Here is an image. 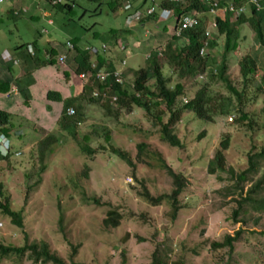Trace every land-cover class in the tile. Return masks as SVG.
I'll return each instance as SVG.
<instances>
[{
	"label": "rangeland",
	"instance_id": "1",
	"mask_svg": "<svg viewBox=\"0 0 264 264\" xmlns=\"http://www.w3.org/2000/svg\"><path fill=\"white\" fill-rule=\"evenodd\" d=\"M74 1L72 12L54 11L51 17L54 25L42 13L38 19H30L28 10L14 20L9 12V3L14 0L0 2V72L7 74L8 66L12 65L14 76H20V65L8 62L7 55L6 62L3 55L5 49L13 52L18 44L36 41L41 44L42 52L48 49L51 53L54 49L53 55L57 58L56 55L70 40L82 47L93 45L100 48L103 37L118 30L124 35L118 39L128 38V41L124 40L127 49L122 51L107 43L105 49L111 50L106 54L112 51L116 63L121 64L124 60L127 67L138 70L149 66L145 57L157 53L161 57L160 62H163L162 72L167 87L175 90L179 83L183 86L175 109L181 110L185 101L191 100L205 82H210L212 95H230L219 79L209 81L207 72L188 78L182 70L165 61L162 48L153 46L157 40L156 37L151 38L155 30L169 23L166 30L171 32L172 21L165 22L159 15L147 30L141 24L126 27L122 10L124 0L114 9L107 3L108 0H104L102 5L93 0ZM142 1H134V6L140 7ZM46 4L50 9V4ZM251 15L252 10L249 9L247 17ZM130 32L138 40L135 36H128ZM239 33V48L228 55L227 61V74L237 87L242 86L239 58L258 48L254 45V30L249 23L241 24ZM212 39L216 40V47L211 52L220 62L224 37L213 30ZM92 49L96 51V48ZM67 65L65 62L55 66L61 70L58 67V70L53 67L36 70L37 77L32 76L30 85L38 82L41 86L44 84V88L52 86L65 92L67 89H77L78 92V86H83L85 81L78 76L74 77V81L65 79L63 68ZM3 77L0 76V79ZM148 84L154 90L155 79L151 78ZM34 96L37 99H33L35 108L27 109L30 111L27 115L22 113L21 106L11 120L12 128H15L12 129L15 145L21 146L19 149L23 154L9 160L0 159L3 193L0 202L4 203L5 196H8L11 209L20 212L24 222L22 227L16 225L0 208V242L4 245L19 247L46 243L50 253L61 258L65 264H153L154 254L161 264H264V213L247 206V213H240L235 218L233 214L238 208L235 201L238 195L226 194L227 185L234 186L236 182L229 179L236 178L235 174L248 168V154L258 152L264 145L262 127L255 126L251 130L236 126L234 109L227 115H218L215 110H219L221 99L217 98L212 102L213 116L209 123L198 119L190 111L182 110V117L174 126L182 144L175 147L162 138L161 126L144 108L137 105L132 109L121 107V116L117 119L103 103H89L88 99L80 97L84 116L75 125L79 135L74 137L58 124L61 105L58 104L61 108L57 114L55 110L45 116L46 110L38 100L37 90ZM17 97L21 99L20 94L13 93L3 102L14 98L10 101L13 102ZM251 97L253 95L249 93L246 99ZM23 103L30 105V99ZM161 103L160 109L165 111L163 121L166 122L170 112L165 109V102ZM245 107L251 115L261 116V106L257 102H246ZM152 109V113L159 110ZM108 130L110 141L104 134ZM203 132L204 137L199 139V134ZM226 133L231 134L230 148L225 153L226 163L236 173L232 176L228 172L209 173V163ZM48 135L56 136V140L50 144L53 153H48L42 162L39 160V149ZM85 135H89V144L95 149L92 155L80 149ZM141 142L147 144L148 155L144 152L139 159L137 145ZM112 147L128 153L133 165L115 154ZM168 167L173 172L185 174L186 180L182 193L177 196L181 209L176 217L170 198L176 185L166 169ZM86 168L89 169L87 177L84 175ZM260 175L258 173L257 178L245 185L243 194L246 195ZM147 191L151 197L162 200L156 203L149 201L144 195ZM110 211L120 214L117 227L106 226L104 222ZM239 230L233 251L229 247L217 248L213 245L224 242L228 235L235 236ZM0 264L42 263L33 259L32 250H27L21 255L0 254Z\"/></svg>",
	"mask_w": 264,
	"mask_h": 264
},
{
	"label": "trees",
	"instance_id": "2",
	"mask_svg": "<svg viewBox=\"0 0 264 264\" xmlns=\"http://www.w3.org/2000/svg\"><path fill=\"white\" fill-rule=\"evenodd\" d=\"M93 1L100 2V5H102L104 2V0ZM146 1L147 0H144V2ZM261 1L264 5V0ZM157 2L161 8L166 7L173 9L175 17H172L170 21L169 19L164 20L165 22H173L171 32L166 30L169 26V23H167V26L165 23L161 29L155 30V33L151 38L156 37L157 40L153 46L160 47V49L162 48L165 61L174 65L177 69L182 70L188 78L192 79L194 76H198L200 72H207L209 81L219 79L226 85L230 95L224 96L223 94L217 93L215 95L216 98H214L215 96L210 93V82H205L204 86L196 92L195 96L191 100H187L185 102L181 110L175 109L174 107L178 102V98L183 93V86L179 83L175 90H171L167 87L166 78L162 72L163 62H160L161 57L157 56V53H153L152 56L147 58L149 61V66L146 68L132 70L126 67V69H124L122 72V77L124 78V83L122 85L112 81V76H109L106 79V81H108L106 84L111 83V86L109 89H105V85L103 83L94 80V72L97 70L111 73L112 70L116 69L114 59H107L104 57L103 54L105 52L103 49L101 50V48H97L93 45L82 47L79 46L74 40H70L68 42L73 44L74 49L72 50L67 48L68 42L65 44L64 49L65 53L67 51L65 62L69 64L71 73L64 71L63 75L66 79H69L70 76L71 78H77L79 74L84 73L87 79L85 80V85L83 88H81V91L78 92L74 97L64 98L61 91L55 90L53 88L48 90L46 95L48 100L62 102L63 104L61 116L58 121V124H61L63 128H60L74 137L79 135L76 131L75 125L77 122L82 121L84 116V106L81 104V102H79V98L81 97L88 99L89 103H103L108 112L114 115L117 119L121 116V107L125 109H132L134 105H137L138 107L144 108L147 114H153L156 124L161 126L162 138L175 147H181L182 144L174 128V126L179 123V120L182 117V110L190 111L194 113L198 119L202 121H208L209 123V120H211L213 116L211 112L213 108L212 102L217 98L221 99L218 104L219 110H215V113L218 115H227L231 113L232 109H234L236 111L234 120L236 126L238 125L251 130H253L255 126H259L264 129V10H254L252 8V15L249 17H244V14L241 17L235 18V16L229 12L226 14L221 13L219 16H217L216 22L218 27H216V31L218 35H222L224 37V50L222 53V59L220 62H217L216 57L211 52L216 47L214 44V42L216 43V40L212 39L211 37H209L211 51L206 56L200 55V49L203 46V42L205 39H207L206 30L209 26L208 24L210 23L206 8L200 3V0H157ZM245 2L246 0H241L240 5H244ZM107 3H109L114 9L117 4L122 3V0H108ZM74 5V0H67L65 2H60L55 6H49L51 9H58L61 11L66 10L68 12L71 11L73 7H75ZM194 11L200 12L201 15H204L201 16L199 25L194 28L187 29L183 33V36H177L176 31L179 28L178 18L184 14H189ZM149 15H151V13H149ZM35 18L38 19L39 15L35 16ZM158 18L159 14L156 12L147 18H143L140 23H144L146 26L150 25L151 28L154 25L152 21ZM245 23H249V25L253 27V42L258 48L254 49L251 53L239 58L238 64L240 67L242 86L237 87L232 83L231 78L227 74V61L229 60L228 55L237 51L239 48V27L241 24ZM148 31L150 32V30ZM127 32L128 29L126 28V33ZM122 33H120L118 30L116 32H110L107 36L103 37L102 42L109 43L110 41L118 40L119 36L123 35ZM128 36H134L133 32H130V35L128 34ZM112 38L113 40H111ZM185 38H187L188 41H186ZM135 39H137V37H135ZM111 43L113 45L115 44V42ZM28 44L29 43H24L18 46V48L25 47V50L20 52V61L22 62L21 65L24 68V73L20 75L21 78H14V71H12L13 66L11 65L12 67L8 66L7 68V75L4 76L6 79L3 78L2 81H0L1 93H6L10 91L12 86H16L18 93L24 98L25 102L31 98L29 87L32 82L31 78L33 73L42 67L48 65L54 66L57 64V60L53 55L54 49L51 50V53L49 52V54L53 55L52 57L48 59L47 57L40 58V50L38 48L37 42L34 43V54L30 53L27 49ZM91 47L96 48V51L93 52ZM69 59H72V61L69 62ZM93 64H95V68H93ZM260 71L261 74L259 76ZM150 73H152V75ZM255 74H258L257 78L255 77ZM151 78L155 79L154 90L148 84V81ZM95 83H97V86H95ZM94 88L100 91L108 90L111 94H118V99L112 104L110 100L106 101L103 97L95 98L91 93V90ZM249 93H251L253 97L247 100L246 97ZM161 101L165 102V109L170 112V117L166 122L163 121V115L165 114V111L160 109L162 104ZM250 101H255L261 106V116L259 118L257 115H251L249 112H247L245 103H249ZM235 102H237V104H235ZM46 107L48 110L51 109L49 105ZM70 107L74 109V114L68 115L67 110ZM152 107L159 110L152 113ZM257 118L258 120H256ZM0 122L3 125L2 131L11 137L13 124L10 119V113L0 109ZM204 133L205 132L199 134L198 138L202 139L205 135ZM104 134L106 140L110 141V131L108 130ZM55 140L56 136L48 135L41 142V147L39 149L40 161L43 162L48 153H53V148H51L50 144ZM89 142V135H85L82 143L80 144V149L82 152L92 155L94 154L95 149L92 148ZM230 144L231 134L226 133L222 137L220 145L215 151L213 160L209 163V173H215L216 171L228 172L230 176L236 173L233 168H228L226 163L225 153L229 150ZM146 146L147 144L145 142H141L137 145V148L139 149V159L144 152L146 155H148ZM112 150L119 157L127 160L131 166L133 165V161L128 156V153L123 152L117 147H112ZM0 158L9 160V157ZM247 160L248 168L242 170L239 172V174H235L236 178L232 177L229 179L236 181L234 186L227 185L226 194L238 195V200H235L238 202V208L233 214L235 218L238 217L240 213L245 215L247 213V206H251L260 213H264V145L258 152L249 153ZM144 161L146 162V160ZM166 169L174 178L176 185V189L173 191L170 197L173 201V215L176 217L178 211L181 209V206L177 200V196H179L184 189L186 183L184 178L185 174L173 172L174 170L171 167ZM88 172L89 169L86 168L84 172L86 177L88 176ZM258 173H261L259 179L251 187V189L247 191L246 195L243 194L245 185L248 182H251V179L257 178ZM219 179L223 180V178L220 176ZM1 195H3V193L0 186V196ZM144 195L149 201L154 203L162 200L160 198L151 197L148 191ZM0 208H2L4 214L12 218L13 223L20 227L24 225L22 214L11 209L8 196H5L4 203L0 202ZM119 215L120 214H118L116 211H110L109 216L104 221L106 226L117 227L120 224ZM235 221L245 222V220ZM239 235L240 230L235 234V236L228 235L224 242H215L213 245L217 248L229 247L230 251H233V243L237 241ZM27 250H32L33 259L35 261L41 262L42 264H47L49 262L55 264H65L61 258L50 253L46 243H42V245L33 243L31 245L26 244L25 246L17 247L6 246L0 242V254L2 255H9L10 253L21 255ZM154 257L155 260L153 264H161L157 259L156 254H154Z\"/></svg>",
	"mask_w": 264,
	"mask_h": 264
},
{
	"label": "crops",
	"instance_id": "3",
	"mask_svg": "<svg viewBox=\"0 0 264 264\" xmlns=\"http://www.w3.org/2000/svg\"><path fill=\"white\" fill-rule=\"evenodd\" d=\"M46 2V1H45ZM44 2V0H33L32 2L31 1H27V0H14V2L12 3V2H10L9 4H10V9H9V12H10V17L12 18V19H14V20H17V18L19 17V16H22V15H25L24 13V9H26V10H28V12H30L28 15V17L30 18V19H36L35 18V16H37V15H40L41 13L44 15V16H46V17H49L50 19H51V17H52V15H53V13H54V11H55V9H49V7L47 6V4ZM18 12V14L16 15L15 14V12ZM52 20V19H51ZM53 21V20H52ZM54 21H53V24L52 25H54ZM152 24V23H151ZM142 26H143V29H149L150 28V25H145L144 23H142L141 24ZM137 25H135V26H133V27H136ZM46 32H47V30H46ZM134 36L135 37H137L135 34H134ZM111 40H113V38L111 39ZM124 40H127L126 38H124V37H122L120 40H115V41H110L109 42V44H111V46H113V47H119L120 48V50H121V48L122 47H124V49H125V51H126V47L124 46V44L126 43ZM135 40H138V38L137 39H135ZM128 41V40H127ZM111 42H115V44L113 45ZM125 42V43H124ZM27 43H29V44H33L34 45V43H36V41H32V42H27ZM24 44V43H23ZM121 44H123L122 46H121ZM20 45H22V44H18L17 46H15L14 48H13V52H11V50L9 49V51L7 50V49H5L4 50V53H3V55H4V59H5V55H7L8 56V62H11V61H13L12 63H14V64H16L17 62V64H19L20 65V70L22 71L21 72V74L20 75H22L24 72V68L22 67V62L20 61V52H22L23 50H25V47L24 48H18V46H20ZM37 45H38V48H39V50H40V55L42 56V57H47L48 55H49V51H48V49H45V46H43V48L45 49V51L44 52H42L41 51V44H39L38 42H37ZM35 49V48H34ZM62 53H65V49L61 52H59L58 54H57V58H55L56 60L58 59V57H59V55H61ZM113 53H112V51L110 52V54H106V53H104L103 55H104V57H106L107 59H109V58H113L114 59V63L116 64V68H120V66H119V64L118 63H116V61H115V57H114V55H112ZM46 55V56H45ZM16 63H15V62ZM72 61V59H69V62H71ZM7 62V61H6ZM56 65H54V66H52V65H48V66H45V67H42L41 69H43V70H46V69H52V67H53V69L54 70H58V68L60 69V67L59 66H57V67H55ZM12 67V66H11ZM128 68H130V67H128ZM41 69H38V71H41ZM130 69H132V70H134L133 68H130ZM61 70V69H60ZM12 71H13V67H12ZM64 71H68L69 73H71V70H70V66H69V64L67 65V66H65L64 68H63V72ZM45 72V71H44ZM7 74L5 73V72H0V76L2 77V76H6ZM38 75H41V74H38ZM46 75V74H45ZM33 76H35V77H37V75H36V72H34L33 73ZM46 76H48V75H46ZM49 77V76H48ZM63 77H64V75H63ZM4 78V77H3ZM14 78L15 79H18V78H21L20 76L18 77V75L17 74H15V76H14ZM38 78L39 79H41V77H39L38 76ZM65 78V77H64ZM44 79H46L45 77H44ZM66 79V78H65ZM72 80V81H74V78H71V76L69 77V79H68V81L69 80ZM0 80H2V79H0ZM47 80V79H46ZM78 81V80H77ZM77 81H75L76 83H77ZM44 86V84L41 86L38 82L37 83H35V85L33 86V85H30V87H29V89H30V93H31V98H30V105H25L24 103H23V100H24V98L20 95V98L21 99H18V97H17V99L16 100H14L13 102H10L11 100H13V99H11V98H9V100H7V102H3V100L4 99H6V97H5V95H6V93H1L0 92V109H3V110H5V111H7V112H9L10 113V119L12 120V115L14 114V112L15 111H19L20 110V107L22 106V113H25V114H29V112L30 111H27V109H31L32 107H34L35 108V106L33 105V99H35V100H37L36 99V96H34V91H38V94H39V96H38V100L41 102V104L45 107V110H46V114H45V116L49 113V114H51V113H53V112H55V110H56V114L59 112V109L63 106V104H62V102H57V101H50V100H48L47 99V97H46V95H47V92H48V90H50L51 88H52V86L51 87H49V88H44L43 87ZM54 89V88H53ZM55 90H59V91H61L62 92V94H63V96H64V98H69V97H71V96H75L76 95V93H78V92H80L81 91V87H80V85L78 86V92H77V90H72V91H70L69 89H67L66 90V92L65 91H62V90H60V89H58V88H56ZM69 91V93H67ZM18 95H19V93H17ZM16 98V97H15ZM7 103H9V104H7ZM58 104H60L61 105V107H59L58 106ZM47 105H49L50 107H51V109H49V111H47V109H46V106ZM43 115V114H42ZM45 116H43V117H45ZM60 118V117H59ZM12 129H15V128H12ZM45 129V128H44Z\"/></svg>",
	"mask_w": 264,
	"mask_h": 264
},
{
	"label": "built area",
	"instance_id": "4",
	"mask_svg": "<svg viewBox=\"0 0 264 264\" xmlns=\"http://www.w3.org/2000/svg\"><path fill=\"white\" fill-rule=\"evenodd\" d=\"M6 0H0V2H5ZM47 1V0H46ZM67 0H49L47 1L50 5L55 6L57 4H59L60 2H65ZM202 2L204 4H207L210 10V13L212 14H217L218 12H231L233 14H235L236 17H239L242 13L245 12V6H236L234 4H232L231 2L227 1V0H202ZM249 3H251L254 7H256V9L258 10L260 8V2L259 0H249ZM126 9H130L131 8V3L127 2V5L125 6ZM156 8L155 6L151 7L148 10V14L151 13L153 15V13L155 12ZM17 14V11L15 12ZM161 19L165 20V19H170V17L172 16L173 18L174 16V11L173 9L169 8V9H165L164 11H162V15H161ZM139 19V15L136 14L133 17H130L128 19L129 23H131L132 19ZM179 21V28L176 31V35L181 37L184 33L185 30L190 29V28H194L199 24V17H198V12H192L189 14H184L181 17L178 18ZM51 24H53V21L51 20ZM206 36L210 37L211 36V31L209 29L206 30ZM68 49H74V46L72 43L68 42ZM209 47V38L205 39L203 42V46L200 49V55L202 56H206L209 52V50L207 49ZM91 50L94 52L95 50H93L91 48ZM49 57V56H48ZM66 61V53H62L61 55H59L58 57V62L59 64H64ZM15 62V61H14ZM16 63V62H15ZM111 77L115 80L116 83L119 84H123L124 83V79L121 76L120 72H105V71H99V72H94V78L96 79V81H99L101 83H103L105 85V88L110 87V84H106L108 81H106V79L108 77ZM85 74H81L80 78L85 79ZM123 87V86H122ZM10 93L7 94V96H10L11 94H17L18 93V89L16 86H12L11 90L9 91ZM106 94H108L106 91L105 92H100L98 90H94L93 92V96L95 97H103L106 98L108 100H110V102L113 104L117 99H118V95L117 94H113V95H109L106 96ZM67 114L71 115L74 114V109L72 107H70L67 110ZM7 152V151H6Z\"/></svg>",
	"mask_w": 264,
	"mask_h": 264
},
{
	"label": "clouds",
	"instance_id": "5",
	"mask_svg": "<svg viewBox=\"0 0 264 264\" xmlns=\"http://www.w3.org/2000/svg\"><path fill=\"white\" fill-rule=\"evenodd\" d=\"M27 1H33V0H27ZM46 0H44V2H45ZM173 1H175V0H173ZM227 1H229V2H231L232 4H234V5H236V6H245V12L244 13H242L239 17H241L242 15H244L245 14V16L244 17H247V15H248V10L249 9H251L252 10V8L254 9V10H257L256 9V7H254L251 3H249V0H246V2H245V4L244 5H240V1L241 0H227ZM127 2H130L131 3V8L130 9H126L125 8V6L127 5ZM259 2H260V8L258 9V10H264V5H263V3H262V1L261 0H259ZM45 3H48L47 1L45 2ZM200 3L201 4H203L204 6H205V8H206V11H207V15H208V18L210 19V23L208 24L209 26H208V28L207 29H209L210 31H211V38H212V32H213V30H216V27H218V25H217V22H216V18H217V16H219L221 13H224V12H218L217 14H212V13H210V10H209V7H208V5L207 4H204L203 2H202V0H200ZM49 4V3H48ZM153 6H155V8H156V10H155V12L153 13V14H155L156 12L157 13H159L160 11V13H159V15H160V18L162 17L161 15H162V11H164L165 9H169V8H166V7H163V8H161L160 7V5L158 4V2H157V0H147L146 2H144V0L142 1V3H141V5H140V7H135L134 6V0H124V4L122 5V10H123V12L125 13V24L127 25L126 27H131V26H135V25H137L138 23L139 24H141L140 22H141V20L143 19V18H147L148 16H151V15H149L148 14V10L151 8V7H153ZM118 8H121V6L120 7H118ZM24 12H26L27 10L26 9H24L23 10ZM194 12H197V11H194ZM192 13V12H191ZM226 13H228V12H225L224 14H226ZM230 14H232L233 16L235 15V14H233V13H231V12H229ZM16 14V13H15ZM17 14H18V12H17ZM16 14V15H17ZM25 14V13H24ZM136 14H138L139 15V19H132V21H131V23H128V19L130 18V17H133L134 15H136ZM43 15V14H42ZM201 16H204V15H201V13L200 12H198V17H199V21H200V18H201ZM171 18H172V16L170 17V19H169V21L171 20ZM235 18H237L236 16H235ZM164 21V20H163ZM199 25V24H198ZM197 25V26H198ZM186 31V30H185ZM184 31V32H185ZM124 36V35H123ZM183 36V35H182ZM207 38H209V37H207ZM121 39V38H120ZM120 39H118V40H120ZM185 40L186 41H188V39L187 38H185ZM105 44H107V43H101V45H100V48H104L105 49ZM92 48V47H91ZM27 49L29 50V52L30 53H32V54H34V51H35V49H34V45L33 44H28L27 45ZM103 49V50H104ZM106 49H108V50H106ZM105 50H104V52L106 53V52H108L109 50H111V48H106ZM208 50H209V52L211 51V48H210V40H209V47L207 48ZM121 50L122 51H125V49H124V47H122L121 48ZM111 52V51H110ZM109 52V53H110ZM209 52H208V54H209ZM66 53H67V51H66ZM207 54V55H208ZM163 55V54H162ZM49 56V57H48ZM47 56V59L48 58H50V57H52V55L51 54H49ZM151 56V54L149 55V56H147V57H145V59H147V58H149ZM6 60V59H5ZM18 63V62H17ZM16 63V64H17ZM56 65H59V62H58V59H57V64ZM127 64L124 62V60H122L121 61V64H119V66H120V68L118 69V68H116V69H114V70H112L111 72H120L121 73V76H122V72H123V70L124 69H126V66ZM93 68H95V64H93ZM95 72H99V71H95ZM81 74H84V73H81ZM81 74H79V76H78V78L81 80V81H85L86 79H87V77H85V79H82V78H80V75ZM77 76V75H76ZM86 76V75H85ZM123 78V77H122ZM124 79V78H123ZM94 80H96L95 78H94ZM112 81H114L115 82V80L112 78ZM80 83V82H79ZM98 83V82H97ZM71 84V83H70ZM85 85V82H84V84H83V86ZM83 86H80L81 88H83ZM125 86V85H124ZM123 86V87H124ZM70 87H71V85H70ZM105 89H109V87H107V88H105ZM11 90V89H10ZM77 90V89H76ZM94 90H98V89H94ZM94 90H93V92H94ZM98 91H100V90H98ZM93 92H92V96H93ZM100 92H105L104 90H102V91H100ZM109 95H113V94H111L108 90L106 91ZM8 93V92H7ZM7 93H6V95H5V97H8L7 96ZM77 94V93H76ZM16 95V94H15ZM118 95V94H117ZM71 97H73V96H71ZM93 97H95V96H93ZM101 97V96H100ZM70 98V97H69ZM95 98H99V97H95ZM104 100H106V101H108V99H106V98H104ZM186 102V101H185ZM69 109V108H68ZM2 128H3V125L1 124V122H0V157H2V158H8V159H10V157H19V156H21L22 154H23V151H22V149H19V148H21V146H16L15 145V140L13 139V136L14 135H12L11 137L10 136H8L6 133H4L3 131H2ZM16 133H18V132H16ZM12 140H14V142L12 141ZM17 148H16V147ZM7 151V152H6ZM1 159V158H0ZM1 160H5V159H1Z\"/></svg>",
	"mask_w": 264,
	"mask_h": 264
}]
</instances>
